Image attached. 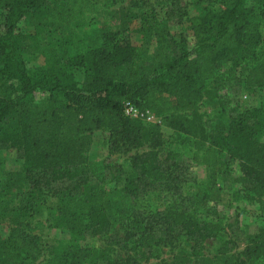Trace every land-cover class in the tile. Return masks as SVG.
Instances as JSON below:
<instances>
[{
    "label": "trees",
    "instance_id": "16d2710c",
    "mask_svg": "<svg viewBox=\"0 0 264 264\" xmlns=\"http://www.w3.org/2000/svg\"><path fill=\"white\" fill-rule=\"evenodd\" d=\"M206 1L202 13L187 17L190 30L179 39L158 21L153 24V34L166 44H159L152 58L128 35L126 25L134 15L122 6L106 11L119 20V29L102 24L93 42L70 50L63 60L53 59L49 71L33 79L24 55L30 49L39 50L38 44L35 34L20 29L19 21L29 13L37 32L43 27L58 29L67 21H78L91 0H0V152L11 150L30 159L24 171L5 173L7 189L21 185L27 189L19 192L18 203L10 208L12 226L0 240V264H30L35 258L37 237L27 229L39 206L35 175L44 176L48 184L51 179H73L74 170L87 164L91 132L98 129L114 134L126 152L149 137L157 139L162 126L177 129L191 140L195 151L201 152L200 161L211 171V181L217 172L231 176L233 169L228 164H235L238 173L231 176V183L244 187L246 199L257 203L264 213V103L229 117L216 110L210 124L200 111L203 99L216 96L215 87L207 83L228 62L241 68L246 87L264 86V0H231L229 5L218 7L212 4L215 0ZM74 67L84 69L80 81L72 75ZM37 92L43 93L40 102ZM126 100L159 115L161 123L126 116ZM117 170L125 171L120 166ZM130 171L123 176V185L112 189L95 181L83 190H60L51 207V222L72 235L90 237L110 229L115 222L128 221L139 233H146L147 244L166 229L193 239L209 232L217 239L224 236L220 232L222 215L215 210L218 201L208 189L191 199L211 210L213 219L207 222L184 207L187 197L179 198L181 210L166 209L164 219H154L159 211L146 219L138 211L130 212L128 203L138 189L171 177L152 149L131 156ZM174 189L179 190L177 186ZM5 209L0 199L1 217ZM243 238L245 261L228 254L226 241L216 247L220 264H252L264 257V218L261 225L246 229ZM193 256L199 264L213 263L209 257ZM106 257L92 244L82 246L70 238L60 252L42 264H98ZM173 259L170 264L191 262L186 254Z\"/></svg>",
    "mask_w": 264,
    "mask_h": 264
},
{
    "label": "rangeland",
    "instance_id": "374dc122",
    "mask_svg": "<svg viewBox=\"0 0 264 264\" xmlns=\"http://www.w3.org/2000/svg\"><path fill=\"white\" fill-rule=\"evenodd\" d=\"M231 0H215L214 6L229 5ZM207 5L206 0H91L78 21H67L58 28L43 27L37 32L35 19L27 13L19 21V27L24 33L35 34L38 44L37 51L31 49L24 55L29 75L33 79L40 78L49 71L50 62L53 59H65L71 50L82 49L94 41L102 24L111 30L119 29V20L105 14L111 9L124 7L126 13L134 15V20L127 22L129 37L136 44H140L147 57L152 58L159 44L165 45V39H159L153 34L152 28L156 21L164 25L175 39L180 34L189 32L190 26L187 17L203 12ZM0 12V22L2 16ZM177 22V23H176ZM146 23L145 25H142ZM142 29V30H141ZM141 30V31H140ZM36 31V33H35ZM262 43L264 44V21L261 26ZM49 62V63H48ZM231 62L224 64L215 77L207 83L216 89V96L210 100L203 99L200 102V111L207 124L214 119L216 110L225 117L232 116L240 111L253 107H259L264 103V86L248 88L245 86V75L239 66H232ZM82 67L71 69L72 75L80 81L83 76ZM37 102L41 101L43 93L35 94ZM161 123V117L155 115ZM91 147L86 153L87 164L77 168L73 179L60 180L47 179L42 175H35L38 179V187L35 192L38 195L39 206L37 211L29 218L28 232L37 237L39 252L30 264H42L45 259L61 251L63 245L73 238L80 245H91L101 249L107 256L98 264H170L174 255L186 254L191 257L189 264H199L193 256H206L213 260L212 264H220L216 255V247L227 242L229 253L237 260H244L245 247L244 231L254 225L263 223L264 213L257 203L246 199V190L240 184L231 183V176L238 173L235 164L232 167L231 176L223 172H217L211 181V171L200 161L201 152L195 151L190 139L172 127L162 126L157 139L149 137L140 146L126 152L121 149V144L114 134L104 129L91 132ZM152 149L162 162L170 178L166 182L152 183L138 189L137 196L128 203L129 211H138L140 217L146 219L151 213L154 219H164V212L181 210L178 205L180 197H187L183 202L187 210L196 214L200 221L207 222L213 219V214L207 206H202L191 199L199 191L208 189L212 197L218 203L216 212L222 215L221 233L224 236L217 239L212 233H205L201 237L192 238L177 230L166 229L157 233L152 242L147 244L145 235L133 228L128 221L115 222L105 231H97L90 237L72 235L67 229L55 226L50 220L52 206L57 200L60 190L77 187L83 190L87 183L99 181L107 189L122 186L123 176L130 171L131 156L144 153ZM0 199L4 200L5 216H0V240L7 237L10 227L8 220L11 215L10 208L18 203V195L26 190V185L15 186L7 189L5 185V173L9 171H24L30 165V159L18 157L14 151L2 150L0 152ZM125 171H118V167ZM119 178H113V174ZM115 181H119L116 183ZM179 190H175V187ZM132 216L130 215V218ZM160 217V218H158ZM161 221V220H160ZM252 264H264V257H259Z\"/></svg>",
    "mask_w": 264,
    "mask_h": 264
},
{
    "label": "built area",
    "instance_id": "2783aa9c",
    "mask_svg": "<svg viewBox=\"0 0 264 264\" xmlns=\"http://www.w3.org/2000/svg\"><path fill=\"white\" fill-rule=\"evenodd\" d=\"M124 114L128 117H140L146 122H156V116L149 110H140L134 103L129 100L123 103Z\"/></svg>",
    "mask_w": 264,
    "mask_h": 264
}]
</instances>
